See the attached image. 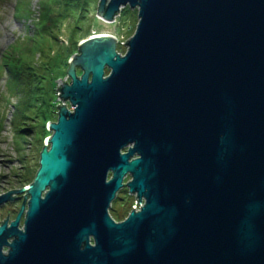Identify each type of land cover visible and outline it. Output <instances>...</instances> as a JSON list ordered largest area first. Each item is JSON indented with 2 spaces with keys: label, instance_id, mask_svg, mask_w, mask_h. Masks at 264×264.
<instances>
[{
  "label": "water",
  "instance_id": "95a60500",
  "mask_svg": "<svg viewBox=\"0 0 264 264\" xmlns=\"http://www.w3.org/2000/svg\"><path fill=\"white\" fill-rule=\"evenodd\" d=\"M125 6L124 53L78 42L33 179L0 195L23 194L0 264H264V0H98L96 17ZM123 187L138 207L116 221Z\"/></svg>",
  "mask_w": 264,
  "mask_h": 264
},
{
  "label": "rangeland",
  "instance_id": "374dc122",
  "mask_svg": "<svg viewBox=\"0 0 264 264\" xmlns=\"http://www.w3.org/2000/svg\"><path fill=\"white\" fill-rule=\"evenodd\" d=\"M24 1L27 2L26 7L31 12L28 18H21L14 14L15 0H0V64L3 53L9 50L7 47L19 44L23 48L30 45L33 42L30 38L36 35L34 22L38 19L40 12L39 0ZM96 4L97 0L89 13H85L87 17L82 26L89 30L86 36H81L80 31L73 35L71 30L73 22L66 20L49 37H40L32 44L31 53L28 55L35 61L34 66L38 76H45V78H36L38 83L27 86L28 90L30 88L31 103L37 102L38 106L25 108L24 118H21L20 110L15 112V103L21 93H15L14 85L10 81L6 83V74L0 79V122L2 123V131L0 130V192L10 188L18 189L31 182L38 168L42 143L47 136H50L47 122L56 120L57 104H61V99L57 97L59 91L56 88V80L64 79L66 70L64 61L77 52L78 42L92 34H110L119 40L117 51L124 53L125 45L123 43L132 35L137 23L136 8L130 9L127 6L129 10L126 11L123 10L126 6L122 7L123 11H119L115 20L107 22L93 19L94 15L96 17ZM58 65L61 68H58ZM51 70H53L51 79L46 80ZM107 72L108 70H106ZM66 104L68 108H71L68 102ZM35 107H39L37 112H35L37 109ZM128 178L126 177L124 181ZM16 194L22 195V193ZM116 196L108 211L114 220L119 221L135 205V198L128 193L125 187L120 189ZM18 202L0 206V221L8 210H11L10 218L13 216L12 207L17 208Z\"/></svg>",
  "mask_w": 264,
  "mask_h": 264
},
{
  "label": "trees",
  "instance_id": "16d2710c",
  "mask_svg": "<svg viewBox=\"0 0 264 264\" xmlns=\"http://www.w3.org/2000/svg\"><path fill=\"white\" fill-rule=\"evenodd\" d=\"M94 2L95 0H39L40 12L38 14V19L34 22L36 35L30 38L33 42L23 48L19 46V44H12L11 47H7L9 50L6 49L7 52L3 53L2 62L0 64V79L6 74V83L10 81L14 85L15 93H21L15 103V112L20 110L21 118H24L23 112L25 108H30L35 105L38 106L37 102L31 103L30 100L32 98L29 95L30 88L28 90L27 86L29 84L38 83L36 78H45V76H38L34 66L35 61L28 55L31 53L32 44L40 37H49V35L58 29L61 24H64L66 20L73 22L71 27L73 35L80 31L81 36H86L89 30L82 25L85 24L86 14L89 13L91 7L95 6ZM26 4L27 2L24 0H15L14 14L21 18H28L31 12L26 7ZM97 5L98 0L96 8ZM123 10L127 11L129 9L126 6ZM93 19L98 20L95 15ZM64 62L67 68L68 59L66 58ZM58 68H61V66L58 65ZM53 70H51L50 75L46 77V80L51 79ZM35 108H37L35 111L37 112L39 107ZM0 130L2 131L1 122Z\"/></svg>",
  "mask_w": 264,
  "mask_h": 264
},
{
  "label": "flooded vegetation",
  "instance_id": "af4514ba",
  "mask_svg": "<svg viewBox=\"0 0 264 264\" xmlns=\"http://www.w3.org/2000/svg\"><path fill=\"white\" fill-rule=\"evenodd\" d=\"M76 72H77V75H78V76L81 74V71L79 70V68H76ZM78 72H79V73H78ZM32 179H33V178H32ZM15 189H17V188H10V189H7V190L4 191V192H0V194H2V193H6V192L11 191V190H15ZM11 196H12V199L7 200L6 202H4L3 204H1L0 206H5V205H8V204L14 203V202H16V201H19V202H18V207L15 208V209L12 207V209H13V211H14V214H13V216H12L11 218H10V216H11V215H10L11 210L6 211V215H5V217L0 221V223H1L2 221H4L5 219H8V223H9V221H11L12 219H14V217H15L16 213L18 212V210H19V208H20V205H21V203H22V201H23V194H22V195H17L16 193H12ZM15 204H16V203H15ZM22 221H23V215H22L21 218H20L19 226L22 225ZM90 243H93L92 240H91Z\"/></svg>",
  "mask_w": 264,
  "mask_h": 264
},
{
  "label": "built area",
  "instance_id": "2783aa9c",
  "mask_svg": "<svg viewBox=\"0 0 264 264\" xmlns=\"http://www.w3.org/2000/svg\"><path fill=\"white\" fill-rule=\"evenodd\" d=\"M134 207H135V208H137V207H138V205H137L136 201H135V205H134Z\"/></svg>",
  "mask_w": 264,
  "mask_h": 264
},
{
  "label": "bare ground",
  "instance_id": "6f19581e",
  "mask_svg": "<svg viewBox=\"0 0 264 264\" xmlns=\"http://www.w3.org/2000/svg\"><path fill=\"white\" fill-rule=\"evenodd\" d=\"M99 20H101V21H104V20H102V19H99ZM100 34H102V33H100ZM117 51V50H116ZM118 52V51H117ZM121 54H123V53H121Z\"/></svg>",
  "mask_w": 264,
  "mask_h": 264
}]
</instances>
